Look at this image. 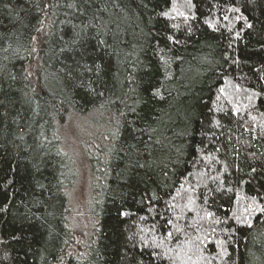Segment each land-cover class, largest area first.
<instances>
[{"label": "trees", "instance_id": "1", "mask_svg": "<svg viewBox=\"0 0 264 264\" xmlns=\"http://www.w3.org/2000/svg\"><path fill=\"white\" fill-rule=\"evenodd\" d=\"M0 264H264V0H0Z\"/></svg>", "mask_w": 264, "mask_h": 264}, {"label": "rangeland", "instance_id": "2", "mask_svg": "<svg viewBox=\"0 0 264 264\" xmlns=\"http://www.w3.org/2000/svg\"><path fill=\"white\" fill-rule=\"evenodd\" d=\"M76 124H72L71 128L67 129L65 134V144L66 150L72 153V158L75 161V168L77 170V179L73 186L72 193V202L80 206L77 209V216L79 217L80 213L84 210V205L89 201V180H90V171L85 159V151L81 148L80 143H82V135H84L83 129L75 127ZM78 126V125H77ZM81 132V133H80ZM87 145V144H86ZM85 146V144H84ZM91 146V144H90ZM84 148V147H83ZM82 208V209H81Z\"/></svg>", "mask_w": 264, "mask_h": 264}, {"label": "snow or ice", "instance_id": "3", "mask_svg": "<svg viewBox=\"0 0 264 264\" xmlns=\"http://www.w3.org/2000/svg\"><path fill=\"white\" fill-rule=\"evenodd\" d=\"M236 11H239L238 9H236ZM165 15H166V13H165ZM249 27H250V25H249ZM229 191H230V189H229ZM208 215L209 216H211L212 215V213H208ZM169 235H171L170 233H169Z\"/></svg>", "mask_w": 264, "mask_h": 264}]
</instances>
